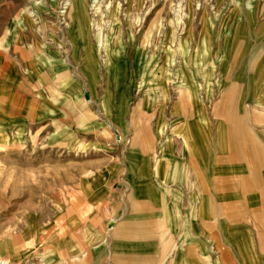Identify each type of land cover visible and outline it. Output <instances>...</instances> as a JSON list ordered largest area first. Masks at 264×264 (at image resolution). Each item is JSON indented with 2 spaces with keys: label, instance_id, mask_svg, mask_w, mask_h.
Returning a JSON list of instances; mask_svg holds the SVG:
<instances>
[{
  "label": "rangeland",
  "instance_id": "rangeland-1",
  "mask_svg": "<svg viewBox=\"0 0 264 264\" xmlns=\"http://www.w3.org/2000/svg\"><path fill=\"white\" fill-rule=\"evenodd\" d=\"M239 68L251 74L243 105L264 148V0H0V257L113 262L133 251L93 241L90 226L131 219L139 206L149 222L131 244L143 246L135 253L145 262L185 264L190 245L197 264H209L201 246L214 264H264L260 203L210 189L204 240L190 228L192 215L202 220L190 128L206 129L210 151L223 89L244 88ZM182 82L197 90L192 101ZM144 180L156 181L151 198L138 188Z\"/></svg>",
  "mask_w": 264,
  "mask_h": 264
},
{
  "label": "crops",
  "instance_id": "crops-1",
  "mask_svg": "<svg viewBox=\"0 0 264 264\" xmlns=\"http://www.w3.org/2000/svg\"><path fill=\"white\" fill-rule=\"evenodd\" d=\"M241 48L242 51L239 53V55H237L236 59L238 61V65H242L245 62L247 55L245 47ZM243 71H240L239 68L235 71V73H233L235 76L238 75L240 79H244L245 83L243 90L238 91L239 88L234 85H229L222 91L221 98L216 108L218 113H222V122L219 123L220 126L217 131V139H215L216 141H212V148L210 151L206 150V143L208 140V137L205 136L207 134L206 129L204 127L190 128L189 135H191L189 136L190 138L188 143L191 144L192 147H189L190 149L187 157L189 158V165L193 169L192 178H197L196 183L193 181V187H196V192L200 194L202 193L201 199L199 201L200 204L198 206L199 212L202 215V220L195 221V215H192V224L190 225V228L191 226L193 227L194 233L199 234V237L196 235V237H198L195 239L196 241H203L205 238L203 235V230H206L207 224L203 221L206 216L204 208H210V189L213 192L227 193L229 191V193H235L234 196L227 198V201H231V199H233L240 201V203L243 201L242 203H244L249 200L251 205L252 203L256 204L255 208L258 207L257 203H260V205H262L264 208V148L255 140V138L259 139L257 132L251 131L249 126H247V123L250 122V114L246 108L244 109L243 101L249 99L248 95L250 93L248 90H251L253 84L250 82L251 74H245ZM246 72H248V70H246ZM246 82H248V84ZM182 90L184 91V93H182L184 98L191 101L193 100L194 96L197 95V90H194V88H192V86L188 83L186 84L185 88L183 87ZM182 102L183 101L179 100V105L183 104ZM257 102L259 103L260 101ZM260 105L264 106V103H261ZM239 108L243 109L244 116L240 117L235 115V109ZM109 123L112 124V122H108V124ZM108 124H106V126H108ZM114 128L111 127L112 132ZM116 130L120 131L122 137H124L123 130L120 128H117ZM139 140L140 138L137 136V138L133 139L131 143L133 144ZM121 142L125 144V137ZM166 144L167 143L163 142L160 145L159 154L162 156L170 153V148H168V145ZM152 145V142H149L145 148H149ZM150 149L152 151L153 148L151 147ZM145 152L147 153L148 149H144L143 154H146ZM128 153L129 156L132 157L134 154L139 152L136 149H132L128 150ZM152 155L156 156L157 153L152 151ZM207 155L212 157V165H209L206 161ZM209 172H211V175ZM162 174L163 173L160 171L161 176ZM176 174L178 175V172ZM144 176H146L145 179H149L151 174L145 173ZM144 182L145 183L138 185V188L143 193L147 194L148 198H151V193L155 191L153 187L156 181H154L153 184L150 180H144ZM169 190L171 189L169 188ZM258 190H260V198L256 195ZM247 193H251V196L248 197ZM221 198L222 197L218 195L217 203H219ZM251 205L248 204L249 207ZM135 208L136 212L131 215V219L129 218L126 221H118V218L113 217L110 218L104 225L95 223L92 225V227L90 226V239L92 238L91 235L95 237V239H92L93 241H95L96 238L105 239L106 237H109L113 243V249H130L133 251V253L125 256L117 253L113 255V262L102 260L100 263L98 262L99 258L92 259V254H90L88 264H150L145 262L143 258H137L139 254L135 253L143 250V246L139 243L134 245L131 244V240H134V235H140V233L143 232L144 226H146L149 222L147 219H143L138 216V212H140L141 208L139 206H136ZM217 208L219 209L217 214H220L219 212L221 211V208L219 206H217ZM223 229L224 228L219 224V230L222 232ZM223 238L227 241H233L234 239L236 240L234 235L233 237L228 238L224 236ZM9 247L13 248L12 251H15L16 249L12 246ZM90 247L91 249H95L92 244H90ZM201 247L202 252L200 255L203 256L205 261L209 264H214L212 260L208 261L206 254H203V246ZM229 247L231 253L234 256H237L235 253V244L233 243L232 247L231 243L229 242ZM192 250L195 249L190 245H186L185 248H183V253L187 254V257L184 259L185 264H197ZM14 254L15 252L9 255V257L14 258ZM75 257L76 256L69 259V262L71 260H76ZM237 262L238 264H243V262L238 258ZM72 264H76V262H73Z\"/></svg>",
  "mask_w": 264,
  "mask_h": 264
},
{
  "label": "built area",
  "instance_id": "built-area-1",
  "mask_svg": "<svg viewBox=\"0 0 264 264\" xmlns=\"http://www.w3.org/2000/svg\"><path fill=\"white\" fill-rule=\"evenodd\" d=\"M0 264H14L8 258L0 257Z\"/></svg>",
  "mask_w": 264,
  "mask_h": 264
},
{
  "label": "bare ground",
  "instance_id": "bare-ground-1",
  "mask_svg": "<svg viewBox=\"0 0 264 264\" xmlns=\"http://www.w3.org/2000/svg\"><path fill=\"white\" fill-rule=\"evenodd\" d=\"M69 2H70V1H69ZM182 83H183V86H182V87L185 88L187 83H186V82H182Z\"/></svg>",
  "mask_w": 264,
  "mask_h": 264
}]
</instances>
